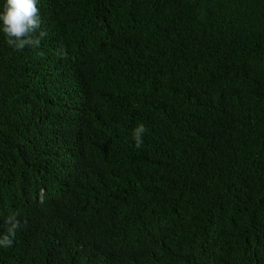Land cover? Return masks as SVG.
Listing matches in <instances>:
<instances>
[{
    "label": "trees",
    "instance_id": "obj_1",
    "mask_svg": "<svg viewBox=\"0 0 264 264\" xmlns=\"http://www.w3.org/2000/svg\"><path fill=\"white\" fill-rule=\"evenodd\" d=\"M39 9L0 31V264H264V0Z\"/></svg>",
    "mask_w": 264,
    "mask_h": 264
},
{
    "label": "clouds",
    "instance_id": "obj_2",
    "mask_svg": "<svg viewBox=\"0 0 264 264\" xmlns=\"http://www.w3.org/2000/svg\"><path fill=\"white\" fill-rule=\"evenodd\" d=\"M0 31L6 38L8 46L22 51L25 47L38 48L47 33L41 30L39 0H5L0 9ZM143 124L133 130V139L137 148L142 146ZM19 213H13L5 220L6 234L0 238V246L10 247L13 244L16 230L21 227ZM27 224V220L23 221Z\"/></svg>",
    "mask_w": 264,
    "mask_h": 264
}]
</instances>
